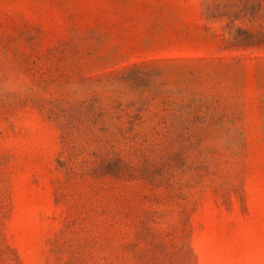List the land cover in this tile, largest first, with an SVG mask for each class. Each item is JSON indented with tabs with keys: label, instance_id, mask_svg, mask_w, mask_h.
I'll list each match as a JSON object with an SVG mask.
<instances>
[{
	"label": "rangeland",
	"instance_id": "374dc122",
	"mask_svg": "<svg viewBox=\"0 0 264 264\" xmlns=\"http://www.w3.org/2000/svg\"><path fill=\"white\" fill-rule=\"evenodd\" d=\"M0 264H264V0H0Z\"/></svg>",
	"mask_w": 264,
	"mask_h": 264
}]
</instances>
